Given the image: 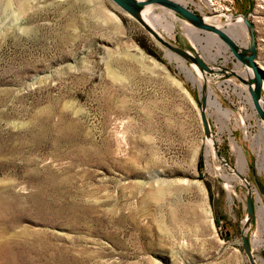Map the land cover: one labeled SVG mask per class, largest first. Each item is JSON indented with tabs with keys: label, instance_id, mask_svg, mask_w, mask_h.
<instances>
[{
	"label": "rangeland",
	"instance_id": "1",
	"mask_svg": "<svg viewBox=\"0 0 264 264\" xmlns=\"http://www.w3.org/2000/svg\"><path fill=\"white\" fill-rule=\"evenodd\" d=\"M196 2L187 6L218 12L222 27L247 15L264 101V0ZM184 26L157 30L198 50L214 70L205 81L111 0H0V264H251L245 230L264 264L253 149L264 146V121L240 79L249 67L229 47L215 54L218 35L192 26L195 40ZM203 82L231 111L208 104L213 140L200 117ZM222 173L239 178L229 187Z\"/></svg>",
	"mask_w": 264,
	"mask_h": 264
},
{
	"label": "water",
	"instance_id": "2",
	"mask_svg": "<svg viewBox=\"0 0 264 264\" xmlns=\"http://www.w3.org/2000/svg\"><path fill=\"white\" fill-rule=\"evenodd\" d=\"M115 5L119 7L124 13L134 18L156 41L166 48L170 53L182 58L183 60L190 63L196 70V72L206 80V73H212L214 70L212 66L203 58V56L194 47H181L163 37L160 32L155 29L143 16V11L148 6L158 5L164 9L172 10L174 13L179 15L183 20L192 25L193 27L202 31L212 32L227 44L231 49L232 54L245 65L253 69L255 77L249 80L240 78L244 83L247 84L249 92L251 94L253 104L257 109L261 119L264 121V108L260 104L262 99V77L259 74V70L256 66L255 55H256V42L255 34L253 30V24L248 20L246 14H242L243 20L246 24L249 35V46L243 47L234 41L224 30L216 26V24L207 22L205 16L193 11L188 6L176 2L174 0H111ZM238 17V16H236ZM208 94L206 83H202L200 86V102L199 111L201 121L204 126L206 137L212 138V130L208 119ZM254 179L257 187L261 194L264 196V187L259 181L258 177L254 172ZM248 194H247V215L245 228L248 229L250 223L254 219L255 211L252 201L251 186L247 182ZM242 241L244 251L251 264H257L251 248V242L248 238L247 230L242 234Z\"/></svg>",
	"mask_w": 264,
	"mask_h": 264
},
{
	"label": "bare ground",
	"instance_id": "3",
	"mask_svg": "<svg viewBox=\"0 0 264 264\" xmlns=\"http://www.w3.org/2000/svg\"><path fill=\"white\" fill-rule=\"evenodd\" d=\"M176 2H179V3H182L184 5L187 6L188 2H195V3H198L196 2V0H174ZM201 6V5H200ZM143 16L144 18L155 28H159L161 27L162 29H164L165 31L167 30L170 35H174V30L176 31L175 29V21L176 20H181V22H183V24L188 28V31H189V34L191 35V37L195 38V40H200L202 37H201V34H199V32L197 30H192V26L190 27L187 22L183 19H181L179 16H177L176 14H174L173 12H156L152 9V6H148L146 7V9H144L143 11ZM219 16L220 14H218V12L216 14H213V16L210 17H207L205 16V19L207 22H210V23H219ZM227 19H226V24H227V27H222L218 24H216V26L220 27L222 30H224L234 41H236L238 44L239 41H240V38H243V43L245 45L246 44V40H247V37H248V30L246 28V24L243 20V17L242 16H238V17H233L230 15L226 16ZM225 21V20H224ZM221 22V21H220ZM184 26V27H185ZM197 31V32H196ZM168 33V34H169ZM188 35V33H187ZM189 36V35H188ZM206 38V37H205ZM211 40V38H210ZM215 40H217V43L219 44L217 49H216V52L215 54H223L224 52L226 53L229 48L228 46H226V44L218 37L215 38ZM214 40V41H215ZM209 41V40H208ZM194 42V41H193ZM200 42V41H199ZM211 42H209L210 44ZM214 43V42H213ZM202 44V43H201ZM217 45V44H216ZM242 46V44H240ZM244 45V46H245ZM208 52L211 54L212 51H211V48L208 47ZM216 48V46H215ZM264 51V50H263ZM170 58L172 57H175V58H178L176 55L170 53L168 51L167 53ZM214 55V54H213ZM228 56V55H227ZM229 58V57H228ZM179 59V58H178ZM172 60V59H171ZM180 60V59H179ZM177 61V60H176ZM239 63V64H238ZM236 65H241L240 62H238ZM180 66L187 70L189 76L192 78V79H196L192 70L188 67H186V65L181 62ZM249 67V66H248ZM194 68V67H193ZM239 69V68H238ZM241 71H239V74H242L243 76H248V79H252V72H253V69L251 67H249V69H240ZM186 72V73H187ZM254 74V73H253ZM244 79V78H243ZM246 80V79H245ZM202 83H200V86H201ZM240 87V90L242 89L243 92L245 93V89L241 86ZM185 90V89H184ZM215 94L214 92V89H209L207 91V94H208V104L212 105L215 107L216 111L218 114L220 115H223L224 117H226L227 119L229 118L230 116V109H225L223 108L222 106V103L220 102V100L217 98V97H211V94ZM216 96V95H215ZM245 96H247V99H248V102L251 104L252 106V101L250 99V96L248 94H246ZM222 101V100H221ZM260 104L262 105V107L264 108V101L263 99L260 100ZM247 105V104H246ZM209 106V105H208ZM255 110V109H254ZM237 113V112H236ZM241 113V112H240ZM258 115V114H257ZM253 116V115H252ZM217 118V117H216ZM218 119V118H217ZM225 123V122H224ZM227 124V122H226ZM244 124V123H243ZM227 126V125H226ZM231 126V125H230ZM227 128V127H226ZM261 128V127H260ZM264 128V127H263ZM231 131V130H230ZM261 136H264V131L263 129L261 128ZM246 136L248 137V135L246 134ZM236 138H233L231 137V147H232V151L236 154L237 156V164H238V167L240 168L241 171H245L246 168H247V157H246V154L242 148V146L238 143L237 140H235ZM261 139H264V138H261ZM209 140H213V139H210ZM260 142V141H259ZM261 143V142H260ZM254 144V143H253ZM257 143H255L253 146H255ZM264 145V144H262ZM254 151L257 153V156H258V167H259V170L260 172L261 171H264V146L263 147H260V145H256V147H253ZM210 151V149L208 150V152ZM223 174V175H222ZM221 175L226 177L227 180H228V185L229 187H231V184H230V181L233 179V178H239L238 176H233V177H228L226 174L222 173ZM242 174V173H241ZM244 181V180H243ZM247 182H245L246 184ZM228 187V188H229ZM258 201H261V198L260 196H258ZM257 215H258V221L260 224L264 225V203H261L260 205H258V208H257ZM254 242L257 243L258 246H261L262 243H263V239L262 238H259V237H254L253 238Z\"/></svg>",
	"mask_w": 264,
	"mask_h": 264
}]
</instances>
